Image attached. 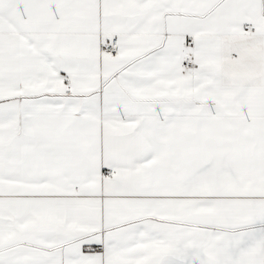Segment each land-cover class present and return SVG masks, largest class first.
Masks as SVG:
<instances>
[{
    "label": "snow or ice",
    "instance_id": "1",
    "mask_svg": "<svg viewBox=\"0 0 264 264\" xmlns=\"http://www.w3.org/2000/svg\"><path fill=\"white\" fill-rule=\"evenodd\" d=\"M0 264H264V0H0Z\"/></svg>",
    "mask_w": 264,
    "mask_h": 264
}]
</instances>
